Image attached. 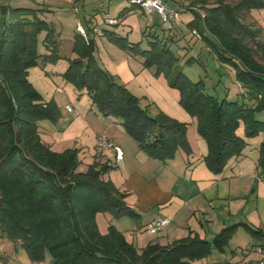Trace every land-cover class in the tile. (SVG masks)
<instances>
[{
  "label": "trees",
  "instance_id": "obj_1",
  "mask_svg": "<svg viewBox=\"0 0 264 264\" xmlns=\"http://www.w3.org/2000/svg\"><path fill=\"white\" fill-rule=\"evenodd\" d=\"M135 7L125 6L118 16ZM203 7L204 25L213 37L200 29L197 12L187 25L201 31L218 61L234 66L237 80L255 100L252 105L208 93L202 79L195 82L180 69L178 57L156 33L155 40H149L150 49L142 46V40L131 42L113 29L104 28V33L129 53L144 55L147 66H155L157 74L163 73L170 86L181 91V102L197 117L198 132L207 143L203 161L218 173L247 146L236 132L240 123L247 138L264 135V121L256 116L264 108L262 29L242 21L252 9L264 8V0L234 4L219 0L213 5L203 1ZM38 10L11 8L0 40V235L15 247H24L33 261H43L49 252L53 264H195L213 249L224 252L236 224L223 228L211 241L190 234L167 245L149 243L141 251L114 226L106 234L100 232L98 211H110L116 217L133 216L135 211L126 202L128 193L104 177L115 165L98 160L86 173H75L77 152L54 151L41 138L38 120L56 121L59 109L52 101H44L28 79V67L39 59L56 63L62 56L60 35ZM86 32L87 38L81 32L75 34L76 57L68 58L64 78L86 89L104 116L119 118L127 134L151 157L166 162L181 149L191 153L188 122L143 106L138 96L102 67L95 56L96 38ZM165 35V39L172 36L171 32ZM41 45L47 53L39 50ZM258 166L264 171V138ZM246 226L253 235L262 234Z\"/></svg>",
  "mask_w": 264,
  "mask_h": 264
},
{
  "label": "rangeland",
  "instance_id": "obj_2",
  "mask_svg": "<svg viewBox=\"0 0 264 264\" xmlns=\"http://www.w3.org/2000/svg\"><path fill=\"white\" fill-rule=\"evenodd\" d=\"M197 1L196 3L203 7V1L206 5H213L219 0ZM224 1L234 4L238 0ZM104 2L103 6L102 3ZM129 5L130 2L128 0H0V9L20 6L51 9L50 11L39 10L38 13L41 16L43 14V17L55 24L58 31H60L58 39L60 42V54L63 56L65 54L72 56L73 35L76 31L77 22L82 20L85 23L86 18L91 15L94 21L97 18L98 21L104 22L103 27L113 28L118 33L127 35L131 42L142 40V46L147 49L151 47L149 40H155L153 34L156 33L161 39L167 41L178 57L177 63L180 69L195 82L202 79L208 93L220 98L226 96L230 100H238L240 103L249 105L255 103V100L248 96L247 89L242 87L237 80L234 66L218 61L215 53L205 42L204 38L198 39L193 35L192 29L187 25V21L194 17V12L183 13L181 19L184 21L178 22L176 27L169 31L165 30L157 12L152 13V15L143 14V10L139 6L129 10L124 16H118L120 10L124 6ZM252 10L264 28V8ZM106 14L114 18L118 16V25H111L105 22ZM242 21L253 29L258 27L248 15L243 16ZM8 22L9 20L6 17L0 18V40ZM199 25L204 33L213 37L203 21H200ZM146 31L147 33H145ZM170 32L173 38L172 36L166 39L163 38L164 34L169 36ZM261 38L264 40L263 32L261 33ZM101 39L100 43L98 41L99 44L97 43L95 50V56L99 63L102 65L99 47L102 58L114 60L116 64L120 63L119 55L121 56V53L125 50L107 36L103 40ZM43 52L47 53L46 51ZM125 53L128 55L134 69V76L129 83L125 84L120 75L116 76L114 71H108L119 82L122 81L121 83L130 92L138 96L143 106H149L152 113L158 114L162 112L179 121L190 122V125L188 124L187 137L188 133L192 135L194 131L195 135L200 139H204L198 132L197 117L191 114L181 102V91L176 87L170 86L168 82L166 83L165 75L163 73L157 74L155 66H147L144 55L127 53L126 51ZM75 57L76 54L70 58ZM63 59L67 60L61 57L57 62L63 61ZM57 62L47 63L39 59V62H34L28 67V79L41 92L44 101H52L59 109V116L56 121L52 119L38 120L39 132L42 140L51 144L54 151L64 152L69 148L74 149L79 156V163L74 171L75 173H86L99 160L93 137L89 136L90 132L93 131L94 126L102 128L105 125L106 117L99 110L92 95L86 89H79L64 78V65L62 63L57 64ZM66 64L68 65V61ZM67 105L72 106L77 111V115L69 112ZM256 116L264 121V108L257 111ZM74 119H77V122H73ZM117 119L120 120L119 118ZM236 132L242 138H247L244 123H240ZM195 135L193 141L196 139ZM106 176L104 177L109 179ZM145 185L147 184H143V188H146ZM150 185L151 187L155 186V183ZM96 221L100 232L108 233L112 226L117 230V226H121L124 229H132L134 218L131 215L116 217L110 211H98L96 213ZM124 236L130 241L133 240L131 232L125 233ZM0 264H53V258L47 252L43 261H33L24 247L19 245L15 247L13 242L0 235Z\"/></svg>",
  "mask_w": 264,
  "mask_h": 264
},
{
  "label": "crops",
  "instance_id": "obj_3",
  "mask_svg": "<svg viewBox=\"0 0 264 264\" xmlns=\"http://www.w3.org/2000/svg\"><path fill=\"white\" fill-rule=\"evenodd\" d=\"M10 9V7L0 9V18L6 17L9 20ZM142 13L145 14L144 11ZM38 15L47 20L43 14ZM248 17L252 18L264 34L262 23L255 17L253 10ZM193 18L188 19L187 24ZM182 21L184 20L180 18L177 23ZM85 23L82 20L77 22L75 34L80 32L78 27L82 26L85 29V38L87 29L90 35L96 38L97 43L98 41L100 43V38L103 40L107 36L104 33L105 27L102 26L104 22L98 21L97 18L94 21L93 16L89 15ZM56 31L60 35L57 28ZM42 47L39 48L42 53L48 52ZM99 51L102 67L114 71L116 76L120 75L125 84L129 83L134 76V69L125 53L126 50L119 55L118 64L114 60L102 58L100 47ZM74 55L72 52L73 57ZM61 56L67 60L58 61L57 64L62 63L65 71L68 66L66 62L72 56L68 54ZM116 119L113 116L106 117L105 125L102 128L94 126L89 136L93 137L99 161L117 167L105 176L119 189L128 193L126 202L135 211V215L132 216L134 218L132 229L117 226L123 234L131 232L133 240L126 239L141 251L149 243L167 245L190 234H198L199 237L211 241L223 228L236 224L237 228L224 252L213 249L210 256L196 261L195 264H256L260 257L257 248H264V171L258 166L264 135L246 138L247 146L243 153L231 158L221 172L215 173L203 161V156L208 151L207 143L205 139L195 135L194 131L192 135L188 133L192 152L187 153L181 149L173 159L163 162L151 157L142 149L137 141L127 134L120 120ZM73 122H77V119ZM188 124L190 125V122ZM102 135H106L123 148L125 158L122 161H115V152L112 149L103 150L98 147V139ZM194 135L196 139L193 141ZM151 183H155V186L151 187ZM143 184H147L146 188H143ZM158 216H167L172 221L165 230L151 234L148 231L149 224ZM246 224L261 231L262 234L253 235Z\"/></svg>",
  "mask_w": 264,
  "mask_h": 264
},
{
  "label": "built area",
  "instance_id": "obj_4",
  "mask_svg": "<svg viewBox=\"0 0 264 264\" xmlns=\"http://www.w3.org/2000/svg\"><path fill=\"white\" fill-rule=\"evenodd\" d=\"M109 1V0H106ZM131 5L139 6L145 14L152 15L157 12L161 18V22L167 28V30L174 29L177 21L180 20L183 13L191 11L197 12L200 15L201 21L204 22L205 10L195 2V0H128ZM105 2L102 3L104 6ZM1 16V12H0ZM105 21L109 24H116L117 18H113L106 14ZM79 31L86 37L85 29L82 26L78 27ZM192 33L196 38L201 39L203 34L197 28H193ZM67 110L74 115H77V111L70 105H67ZM98 147L105 149H112L115 152V161L119 162L125 158V152L123 148L113 142L106 135H102L98 139ZM171 218L167 216L155 217L149 224L148 231L151 234H157L165 230L171 223ZM257 251L260 254L256 264H264V248L258 247Z\"/></svg>",
  "mask_w": 264,
  "mask_h": 264
}]
</instances>
